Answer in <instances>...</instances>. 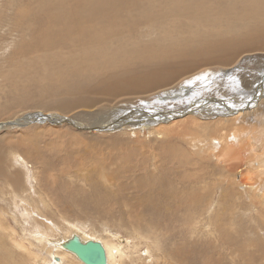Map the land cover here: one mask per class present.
Here are the masks:
<instances>
[{"label":"rangeland","instance_id":"1","mask_svg":"<svg viewBox=\"0 0 264 264\" xmlns=\"http://www.w3.org/2000/svg\"><path fill=\"white\" fill-rule=\"evenodd\" d=\"M69 1L70 0H66L65 2L68 3ZM97 1L102 2V5L100 6L101 11L104 7H106L105 3L112 0ZM35 2H38V0H0V36H4L2 32L6 29V25H9L8 23L10 20L11 22H14L16 20L15 18L18 16H21L22 20L20 21L29 20L27 15H20V11L26 10L27 7L29 8V12H32L35 17H42L40 14H37V11L40 10L47 11L45 14L50 13L55 17H58L56 12H58L59 8L64 7L59 15H62L64 13L63 10H66L65 6H63L66 4L65 2H63V5L60 4V6L56 4L57 2H55L50 8H38L39 5L35 4ZM90 2L92 3V0H90ZM47 3H49V1ZM172 3H174V1ZM124 4L128 7L130 2L124 0ZM170 6H175V4H171ZM33 7H35V9H33ZM144 9L149 10V8ZM122 13L124 14L120 17H117V15H120L121 13L115 14V17H117L115 23H128V14H126V10ZM77 14L83 15L80 16V18H83L87 13L79 10ZM168 15L169 13L165 14V19L151 22V25L155 27L154 32L151 33L153 39L150 40V36H146L144 39L140 38L137 40L136 44H131V47L129 46V49H132L131 51L134 52L135 57L129 59L126 65L127 71L125 73H137V71L129 72V70H133L135 68L134 66H138L141 56L148 55L146 52L143 53V51H137L139 45L148 42L157 43L156 41L160 38L163 41H165L163 38H166L168 41L169 31L173 32L174 37L170 38V41L167 42V46L165 47L172 49L175 47L177 48L181 43L180 41L195 40L200 35L208 31L209 35L207 34V38H210L213 35L218 36L220 34L224 36V38L234 37L237 35L240 36L239 33H242L249 25L247 20L246 22L242 21L243 24H239L236 22V19L235 22L234 20L232 22L231 20L216 18V20H210L209 23L205 24L202 21L191 20L190 18H187V16L177 19L175 18V20H173L169 19ZM155 16L159 17L161 14H157ZM168 20L175 22L181 27V30H176L173 22L171 25L165 24ZM140 22L145 24L143 21L137 22L138 25H140V28L138 32H133L131 34L132 36L142 37L145 35L144 32L147 30V26H144ZM22 25L23 23H21V26ZM204 29H206V31ZM165 30L168 31L166 32ZM24 36L27 42H32L30 35L26 34ZM101 37L111 39L113 36L109 35L108 32L102 31L97 39ZM4 40H0V48L3 49V54H1L0 57V172H3V176L0 175V247H3L2 249L0 248V258L2 259H0V264H7L8 260H6V258L8 257H10L9 260H11L8 264H55V262L60 264H83L76 258L75 255L60 247L61 242L70 239L74 235L81 237L84 241L93 239L92 241L100 242L104 248L106 246L109 249V252L108 250V253L106 252L107 264H187L180 259V257H178V254L180 255L184 248L180 234L185 232L186 236L193 235V240H212L214 238V235H212L214 227L210 222V216H206V220H204L205 222H201L198 220L200 218H198L197 215H193V213H187L181 216H174L171 213L170 215H167V213L166 215L158 216L148 210L149 213L147 216L145 213L130 212L128 209L129 206L131 207V203L133 202L130 198L135 197L131 193L129 195L125 194L124 196L125 191L120 193V196L122 194L125 199V202L121 200L122 205L125 206L124 209L119 211L118 209L111 210V206L116 207V200L112 199L110 204H108L107 201L103 200V197L97 196L93 193L90 187L86 185L83 180L84 170L81 169L76 173L73 164L80 162L78 161L80 160L78 156L85 153L83 152V146L89 145L88 151H90L93 149L94 145L96 148V145H100L102 143L104 144V142L110 141L111 138L120 140L122 143L128 138H131L136 142L139 140L142 142L141 139H143L142 143L144 144V147L150 145L152 148H156V144L159 145L164 142L163 145L170 144L171 146H177V148L185 150L183 152L186 153L189 161L194 163V160H196L194 164H196V167L198 166L197 170L189 172L185 171L182 168V164H169L168 161L170 159L161 161L163 162L164 168H162L161 163H156L155 165H152L153 167L149 164L148 168H151V171L153 169V171L159 175L160 179H165L167 182V188L172 192L176 190L175 193L177 194L181 188V184H177V182L172 181L173 178L180 179L181 176L194 177L196 175L203 174L206 179L205 183L202 185L200 184V186H205L202 191L204 192L203 195H207L208 193L206 196L205 206L207 201L210 199L218 201V198H216L218 196L215 194L218 189L217 182H219L220 185L223 184L222 187H227V185L231 186L230 183L235 184L232 186L233 190L235 189L234 197L237 199L234 201L235 208L239 211L241 209L244 210L243 212L246 213L248 218L244 219L245 227L247 231L249 230L251 232L247 235L246 250L248 252L251 250H257L259 252L263 251L264 254V195L261 193V187H258L257 192L248 193L246 188L242 185L239 186L238 183H236L238 179L227 173L228 171L223 173L220 169H215L218 168L215 164V160L210 158L206 159L201 156L208 150L199 144L198 140L195 138L197 133L202 135V132H204L203 135L207 134L206 136L210 135L213 136L215 140H218L219 137L221 135L223 136L226 132H229V135H231L233 130L237 129L236 126L229 121V117L232 114L227 113V110L224 108L222 103H224L225 107L229 108H239L240 104H245L246 106L244 105L243 108H247L252 107L254 103H262V100L264 99V50L252 52L250 54H240L235 60H233L234 62L232 61L234 63H232L233 65H228L229 68L221 67V65L217 63V65H211L210 67L199 69L197 70L198 72L195 71L196 76L179 85L177 84V87L175 82V85L173 84L170 86L172 87L170 88L171 90L168 89L166 92H162L161 90L150 92L145 94L146 96L143 98L138 97V99H134L131 103L130 99H125L124 101L126 105L124 104L125 106L123 107L128 109L127 114L135 107V109L141 108L140 110H145V112L149 113L150 117L145 119V117L140 115V112L137 114H135V112L133 113L135 114L133 116L135 118H129L128 116V121H130V123L124 124L127 119L123 115H120V117L117 116L118 109L116 107V103L122 104L121 97L120 99H114V101L110 103H106L105 100L98 101L90 107H82L80 104L73 106L71 97L74 98L75 95L77 96L78 92H75L72 94L73 96H70L67 93V90L73 88L74 91L80 83L87 81L89 78H94L92 77V74H90L91 71H87V73L90 72L88 74H84V72L82 75L77 73L75 74L68 71L65 67L68 65H66V62L63 61H59L60 64L57 62L44 63L43 61H41V64L38 59L32 61L35 57L29 55L28 51L25 50L24 54L21 56L15 54L13 52L14 50L11 49V47L13 48V42H18L19 38L14 36L9 39L8 36ZM256 41L258 43V40ZM171 43L173 45H171ZM117 47L118 45L114 43L109 49V52L116 50ZM9 48L11 52L8 50ZM117 51L118 50L114 52ZM14 56H18L19 58L16 61L20 62V64H14L16 67L14 65H9V60ZM30 61L32 62L30 63ZM26 64L32 66L28 67ZM45 71L47 73H44ZM101 74L103 73H100L99 75ZM227 90L237 91L235 93H230ZM92 93L96 95H91L90 93L87 94L88 97L94 98L97 96V92ZM98 97L102 98L103 96H100L98 93ZM258 98L261 99L257 100ZM76 99L77 98H74L75 101ZM110 99L112 100L113 98ZM193 104L194 106H192L193 108L190 110V106ZM186 108L189 110H187L185 114L180 115L177 113ZM250 110H252V108H248L245 113L250 112ZM157 111H165L168 115L165 117L163 116L162 118L160 117L161 119H159L155 116V114L158 113ZM169 113L173 114L170 115ZM113 117L118 120L121 118V121L116 122L115 125L112 121L114 119ZM139 117L142 119V121L139 122L140 124L135 122L140 119ZM225 119H227L226 122ZM101 120H104V123L112 122V124L109 123L104 126V124L100 122ZM186 120L188 125L183 124L186 123ZM196 121L199 123L197 122V124ZM215 121L218 122V124ZM178 122L182 123H179L175 129V125ZM167 124L170 126L168 129L167 126L165 127ZM199 124L200 128L201 125L203 127V129L201 128V131L203 130L202 132L200 131ZM210 124L213 126H210ZM249 124L257 125L258 122L252 121L249 122ZM240 125L244 124H239L237 127ZM197 128H199V130ZM159 129L165 131L172 130L171 133H177L174 134V138H170L169 142H167L168 138L165 137L168 136L158 133ZM240 129L243 130V126ZM181 130L183 131L182 135ZM179 134L182 136L181 138H178ZM191 134L194 135L192 136ZM161 135L165 139L159 138ZM188 142H191L192 145L188 144ZM244 144L247 145V143ZM75 147H78L79 154H71V156L75 155L74 157L72 156V160H76V163L66 164L65 162H62L60 160L61 157L59 156H62L63 153L65 154L66 151L71 149L73 150ZM48 151H51L53 155H48ZM157 155L159 159L162 158V152H157ZM118 156L119 158L117 160H126L129 164L134 163L138 166V164L146 163L144 157L135 150L126 149L124 153L118 154ZM48 164H51V166ZM116 167V163L110 164L107 169H105V173L108 174L110 171H114ZM191 168L194 167L190 166V169ZM80 172L83 173L80 174ZM204 172L208 174L206 175ZM122 178L126 179V176L120 175L119 180L112 181L113 184H120L119 182ZM80 180H82L85 184ZM5 181L8 183H5ZM224 181L227 183L225 184ZM125 184H129V181ZM159 185L160 184H154L152 186L153 191ZM115 189L117 188L115 187ZM77 190H79V192ZM131 192L133 193L134 191L131 190ZM254 193L257 195H254ZM127 197L129 198L127 199ZM98 201L102 204L103 213H101V209L99 208V213H94L91 209L92 204L94 205ZM148 201L154 203L151 197L148 198ZM241 202L246 207L240 206ZM126 204L128 206H126ZM95 206L97 207V205ZM135 209L141 210L140 208ZM208 209L215 211V209L210 206H208ZM156 220L160 223L156 222ZM121 221H123L124 225ZM137 221L140 223L138 224ZM191 221L194 223L188 225ZM77 226L79 229H76ZM156 226L159 227L157 228ZM177 227L179 230H175ZM190 229H195L196 232L187 234ZM138 230L140 231L138 232ZM215 235L218 236L217 233ZM250 236L252 237L251 243H249ZM38 237L40 239H38ZM217 247L219 251L221 250L222 256L231 257L236 253L234 248L222 246ZM41 248H43L44 251ZM241 249L242 248L239 249V252H243L244 249ZM248 252H246L245 255H252ZM51 256L59 257L54 259ZM224 259L225 261H228L227 258ZM248 259L239 263L237 260L235 263L264 264V256L262 260L256 259L253 256ZM201 263L202 262H196L195 264Z\"/></svg>","mask_w":264,"mask_h":264},{"label":"bare ground","instance_id":"2","mask_svg":"<svg viewBox=\"0 0 264 264\" xmlns=\"http://www.w3.org/2000/svg\"><path fill=\"white\" fill-rule=\"evenodd\" d=\"M48 1L49 3H47ZM65 1L66 0H56V1L38 0V2H35V4L39 5L38 8H41V7L50 8L55 2H57L56 4L60 6V4L63 5L64 4L63 2ZM127 1L130 2V5L128 7H126V4H124V0L108 1L107 3H105L106 7H104V9L100 11L101 9L100 6L102 5V2L100 1L92 0V3H91L90 0H70L68 3L65 2L66 4L63 5L65 6L66 10H63L64 13L62 15H59V13L64 7L59 8L58 12H56L58 17H55L54 15H51L50 13L45 14L47 13V11H43V10L37 11V14H40L42 17H35L33 16L32 12H29V8L27 7L26 10L20 11V15H23V16L27 15L29 20L20 21L22 20L21 16L16 17L15 18L16 20L14 22H11L10 20L8 23L9 25H6V29L3 30L2 33L4 34V36H0V40H4L8 36H9V39L14 36L19 38V41L18 42L16 41L17 43L13 42V48L11 47V49H13L14 51L13 50L12 51L17 55L22 56L26 50L29 52V55L35 57L33 58L34 60L32 61H35L38 59L40 63L41 61H43L44 63L45 62H57L59 64H60L59 61H63V62H66L65 63L66 65H68V66H65L68 69V71L75 73V74L77 73V74L82 75L83 72L85 74L87 73V71H91V73L90 72L88 73L92 74V77L94 78H89L87 81L83 80L84 82L80 83L74 91H73V88H70L67 90V93L70 96H73L72 94H74L75 92H78L77 96L75 95L74 97V98H77L76 101L74 100L73 97H71L73 106L80 104L82 107H90L96 104L98 101L105 100L106 103L107 102L110 103V102H113L114 99H120L121 97L122 104L116 103L117 104L116 107L118 109L117 116L120 117V115L121 116L123 115L127 119L124 122V124L130 123L128 119L135 118L133 116L139 112L142 117H145V119L147 117H150L148 112H145V110H140L141 108L135 109V107L132 108V110L127 114L128 109L123 107L126 105L124 101L125 99H130V103H131V101H133L134 99H138V97L143 98L146 96L145 94H148L150 92H155L157 90L166 92V90L172 88L170 86H172L175 82H176V87H177V84L179 85L185 81H188V79L196 76L195 71L199 69L210 67L211 65H217V63L220 64L221 67H228V65L234 64L233 60H235L236 57L239 56L240 54H245V53L250 54L252 52H256V51L258 52L260 50H264V0H232V1L231 0H127ZM173 1L174 3H172ZM171 4H175V6H170ZM144 8H149V10L144 9ZM33 9H35V7H33ZM79 10L82 12H86L87 14L84 15L83 18L82 17L80 18V16H83V15L77 14ZM125 10H126V14H128V19H127L128 23H122V24L120 22L115 23V20H117V17L123 16L124 13L122 12ZM118 13L119 14L121 13V14L115 17V14H118ZM167 13H169L168 15L169 19H173V20H175V18L177 19L183 16H187V18H190L191 20L202 21L206 24V23H209L210 20H213V19L216 20V18H223L225 20H231L232 22L233 20L235 22V19H236V22L239 24H243L242 21L246 22L247 20L249 22L248 23L249 25L247 28H245V30L242 33H239L240 36L237 35L234 37L224 38V36L220 34L218 35L219 37L217 35H213L210 38H207V34L209 33L208 31L206 33H203L206 35L202 34L199 37L197 36L198 38L195 40L192 39L191 41H180L181 42L180 45H178L177 48L175 47L172 49L165 47L167 46L166 45L167 42L170 41V38L174 37L173 32L169 31L168 41L166 40V38H163L165 41H163L160 38L158 39V41H156L157 43L148 42V43H142L141 45H139V48L138 49L136 48L137 51H143V53L146 52L148 55L141 56L139 59L138 66L137 67L134 66L135 68L133 70H129V72L137 71V73H125L127 71L126 65L129 59L135 57L134 52L131 51L132 49H129V46L131 47V44H136L137 40H139L140 38L144 39L146 36H150V40L153 39V36L151 33L154 32L155 27L151 25V22H154L160 19H165V14ZM157 14H161V16L156 17L155 15ZM139 21L145 22V24L141 22L140 23L143 24L144 26H147V30L144 32L145 35L142 37L132 36L131 34L133 32H138L140 28L139 27L140 25H138L137 23ZM172 22L173 21L168 20L166 21L165 24L171 25ZM21 23H23L22 26H21ZM173 24L175 25L176 30L178 31L181 30V27L178 26L175 22H173ZM4 25H5V22H4ZM149 28L151 29V31ZM204 30L206 31V29ZM102 31L108 32V34L112 35L113 37L111 39L107 37H101L97 39ZM26 34L30 35L32 42L30 41L27 42L25 40L24 35ZM256 40H258V43ZM114 43L118 45L116 49L118 51L114 52L116 50H112V52L110 51L111 52L110 53L109 49ZM171 45L173 44L171 43ZM8 50H10V48ZM246 51H251V52H246ZM1 54H3L2 48H0V57H1ZM109 54H112V55H109ZM18 58H19L18 56L12 57L9 60V65L12 66L14 64L16 65L20 64V62L16 61ZM32 61H30V63ZM26 65H28V67L32 66L29 64H26ZM7 66H8V63H7ZM44 73H47V72L45 71ZM100 73H103V74L99 75ZM14 77H15V72H14ZM183 77H186V78H183ZM236 91L237 90H230L229 92L235 93ZM92 92H97V96L94 98L88 97L87 94H90V93L91 95H96ZM98 93L100 94V96H103V97L102 98L98 97ZM110 98H113V99L111 100ZM260 99L261 98H258L257 100H260ZM106 103L105 105L107 106ZM222 105L224 106V108H226L228 114H232L229 117L230 118L229 121H231L233 125L236 126L237 129H234L231 135H229L230 134L229 132H226L225 134H223V136L221 135L218 140L217 139L215 140L213 136H210V135L206 136L207 134L203 135L204 132H202L203 130L201 131V128L203 129V127L201 125V128H200V124H202L200 123L199 128H200V131L202 132V135H199V133H197L196 135L197 137L195 136V138L198 140L199 144H201L203 147H205L208 150L201 156H203L206 159L207 158L214 159L216 162L215 164L218 167L215 169H220L223 173L225 171H228L227 173L231 174L233 177H236L238 179L236 183H238L239 186L242 185L244 188H246V191L248 193L257 192L258 187L259 188L261 187V193L264 195V111H263L264 110V99L262 100L261 104L254 103L252 107H247V108H243L245 104L244 105L240 104L239 108L225 107L224 103H222ZM192 106H194V104L190 106L191 108L190 107L188 108H190L191 110L193 108ZM188 108L183 109L177 113H179L180 115H183L187 112V110H189ZM248 108H252V110H250V112L248 113H245L247 112L246 110H248ZM157 112H158L157 114L155 113L154 114L159 119H161L163 116L165 117L168 115L166 114L165 111H162V112L157 111ZM159 113H162V114H159ZM172 114L173 113H171L170 115ZM120 119L118 120L114 118L112 121L115 124L116 122L121 121ZM226 120L227 119H225V122ZM140 121H142L141 118L135 122L140 124L139 123ZM252 121L258 122V124L250 125L249 122H252ZM100 122L103 123L104 126L108 125L109 123L112 124V122L104 123V120H101ZM182 122H178L175 125V129L177 128L179 123H182ZM197 122L198 121H196V123ZM216 123L218 124V122ZM132 124H135V123H132ZM183 124L188 125L187 120H186V123H183ZM239 124H244V125H240L237 127V125ZM211 125L212 124H210V126ZM166 126H167V129L168 127H170L168 124L165 125V127ZM242 126H243V130L240 129ZM199 128L197 129L199 130ZM172 130L165 131V130L159 129L158 133L160 134L162 133L164 134V136H168V137H165V138H168V141L167 140L165 141L169 142V139L174 138V134L177 133V132L171 133ZM155 131L157 132L156 129ZM182 133L183 131L181 132V135ZM181 135L179 134L178 138H181L182 137ZM159 138H163L162 135ZM128 139H129V142H128ZM128 139H126L122 143L120 140L111 138L110 141H106L104 142V144L102 143L100 145H96V148L94 145L93 149L90 151H88L89 145L83 146L82 147L83 152L85 153L82 155L80 154L78 156V158L80 159L78 160L80 161L78 162L79 164L75 162L76 160H72L73 155L71 156V154H76V155L79 154L78 147H75L73 148V150L71 149L69 151L65 150L66 151L65 154L63 153V155L59 157H61L60 160L62 162H65L66 164L68 163L72 164L75 162L76 164H73V166L75 168L76 173L81 169L84 170V173L80 172V174L82 173L84 174L83 180L86 183V185L90 187L93 193H95L97 196L103 197V200L107 201L108 204H110L112 199L117 201L116 207L111 206V210L118 209L119 211V210L124 209L125 206H123L121 202L122 201L125 202V199L122 194L120 196V193H122V191H125L124 196L125 194L129 195L131 193L135 197V198L133 197L130 198L131 200H133V202L131 203V207L129 206V209H128V211L130 210V212L145 213L147 214V216L149 213L148 210L157 214L158 216L166 215L167 213H168L167 215H170L171 213L174 216H178V215L181 216L187 213H193V215H197V217L200 218L198 220L201 222L206 220L205 219L206 216H210L211 217L210 222L214 227L213 233H212V235H214V238L212 240H202V239L193 240L192 239L193 235L186 236L185 232L184 233L181 232L182 234H180L181 235L180 238L184 244V248H183V252L180 255L178 254V257H180V259H182L187 264H195L196 262H202L201 264H233V263L236 264L235 261L238 260V263H239L252 256L259 260L263 259V256H264L263 251L259 252L257 250H251L250 252H248L246 250L247 235L251 232L249 230L247 231L245 227L244 219L245 218L248 219L246 213L243 212L244 210L242 209L240 211H242L243 213L235 208L234 201L237 199L234 197L235 189L233 190V187H232L235 184L230 183L231 186L227 185V187L226 186L222 187L223 184L220 185L219 182H217L218 189L216 190L215 194L218 196L216 197L218 198V201L214 199H210L209 201H207V204L205 206L206 196L208 195V193L207 195H203L204 192L202 191L205 186L204 187L200 186V184L202 185L203 183H205L206 178L204 177L203 174L196 175L194 177L181 176L180 179L173 178L172 181L177 182V184L178 183L181 184V188L179 189V192L177 194L175 193L176 190L172 192L167 188V185H166L167 182L165 179L164 180L160 179L159 175L156 172H154L153 169L151 171V168H148L149 164L152 166V165H155L156 163H161L162 168H164L163 162L161 161L170 159L168 161L169 164H182V168L185 171L189 172V171L197 170L198 166L196 167L195 166L196 164H194L196 160H194V163L192 161H189L186 153L183 152L185 150H182V148H177V146L176 147L173 145L171 146L169 143L168 144L170 146L163 145L164 142L160 143L159 145L156 144V148H152L150 145H148L147 147H144V144L142 143L143 139H141L142 142L140 140L136 142L135 140L131 138H128ZM244 143H247V145H245ZM188 144L192 145L191 142H188ZM125 148L128 150H135L138 153H140L141 156L144 157L146 163L138 164L137 166L134 163H130V164L127 163L126 160H117L119 158L118 154L124 153L126 150ZM157 152L158 153L162 152L161 159H159ZM48 155H53V153L51 151H48ZM172 160L174 161V163ZM205 162H208V161H205ZM115 163L117 164V167L115 168V170L110 171L108 174L105 173V169H107V167L110 164H115ZM48 165L51 166V164H48ZM190 166L194 168L190 169ZM204 173L206 174V172ZM0 175L3 176V172H0ZM120 175H125L126 179L129 181V184H125L128 182L125 178H122L120 180L119 182L120 184H113L112 181L119 180ZM66 181H69V180H66ZM80 181L83 182L82 180ZM6 182L7 181H5V183ZM226 183L227 182H225V184ZM154 184H160V185L153 191L152 186ZM115 187L117 189H115ZM79 190L77 191L79 192ZM131 190H133L134 192L132 193ZM254 195H257V194L254 193ZM149 197L153 199L154 203H151L148 201ZM128 198L129 197H127V199ZM162 202H166V203H162ZM96 203L94 205L92 204L91 209L93 210V212L97 213L98 208H99L101 209V213H103L104 211H102L101 202L98 201ZM95 205H97V207ZM126 206L128 205L126 204ZM208 206L213 207L215 211L208 209ZM240 206L246 207L242 202L240 203ZM135 208H140L141 210H137ZM135 220H138V219H135ZM121 222L123 223V221ZM156 222L158 221L156 220ZM139 223L140 222H138V224ZM193 223L194 222L191 221L188 225L193 224ZM156 227L158 228L159 226H156ZM76 229H79V227L77 226ZM177 229L178 227L175 228V230ZM160 230H161V227H160ZM139 231L140 230H138V232ZM195 232H196L195 229H190L187 232V234L195 233ZM216 233L218 234V236L215 235ZM97 235H98V232H97ZM79 238L82 240L81 237ZM38 239L40 238L38 237ZM251 239L252 237L250 236L249 243H251ZM10 240H13V239H10ZM82 241H84V239ZM64 242H61V243H64ZM217 246L234 248L236 250V253L239 252L240 248L244 250L243 252H239L238 254L234 252L235 254L231 257L230 256L226 257V256H222L221 250L219 251L217 249L218 248ZM155 248H156V245H155ZM41 249L43 250V248ZM105 249H106V252L107 250L109 252V249L106 246H105ZM246 252L252 255H249V254L245 255ZM58 257L59 256H53L52 258L56 259ZM9 258L10 257L6 258V260H8V263L9 261L11 262ZM224 258H227L228 261H225ZM55 264H60V263L55 262Z\"/></svg>","mask_w":264,"mask_h":264},{"label":"water","instance_id":"3","mask_svg":"<svg viewBox=\"0 0 264 264\" xmlns=\"http://www.w3.org/2000/svg\"><path fill=\"white\" fill-rule=\"evenodd\" d=\"M60 247L75 255L83 264H107L106 251L100 242L82 241L74 235Z\"/></svg>","mask_w":264,"mask_h":264}]
</instances>
